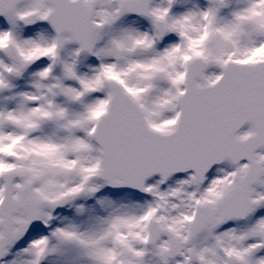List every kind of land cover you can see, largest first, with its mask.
Returning <instances> with one entry per match:
<instances>
[{"label":"snow or ice","instance_id":"obj_1","mask_svg":"<svg viewBox=\"0 0 264 264\" xmlns=\"http://www.w3.org/2000/svg\"><path fill=\"white\" fill-rule=\"evenodd\" d=\"M0 264H264V0H0Z\"/></svg>","mask_w":264,"mask_h":264}]
</instances>
